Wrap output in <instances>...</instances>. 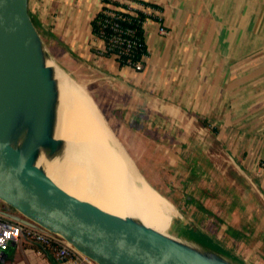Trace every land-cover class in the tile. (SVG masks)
I'll use <instances>...</instances> for the list:
<instances>
[{
	"label": "crops",
	"instance_id": "0c3cea01",
	"mask_svg": "<svg viewBox=\"0 0 264 264\" xmlns=\"http://www.w3.org/2000/svg\"><path fill=\"white\" fill-rule=\"evenodd\" d=\"M44 1L40 16L64 59L104 80L109 91L94 94L104 111L144 125L168 152L167 187L186 210L173 234L202 246L194 230L203 232L244 262L264 263V0L120 1L146 17L140 72L101 54L92 26L101 0ZM39 249L12 242L2 264H70Z\"/></svg>",
	"mask_w": 264,
	"mask_h": 264
},
{
	"label": "water",
	"instance_id": "95a60500",
	"mask_svg": "<svg viewBox=\"0 0 264 264\" xmlns=\"http://www.w3.org/2000/svg\"><path fill=\"white\" fill-rule=\"evenodd\" d=\"M44 2L0 0V199L14 212L6 215L62 236L96 264H230L173 234L172 222L163 233L82 200L50 177L47 163L66 164L68 142L57 136L59 68L48 52Z\"/></svg>",
	"mask_w": 264,
	"mask_h": 264
},
{
	"label": "bare ground",
	"instance_id": "6f19581e",
	"mask_svg": "<svg viewBox=\"0 0 264 264\" xmlns=\"http://www.w3.org/2000/svg\"><path fill=\"white\" fill-rule=\"evenodd\" d=\"M56 75L60 89L57 136L67 140L68 148L66 164L60 166L56 162L47 163L50 177L67 192L82 200L90 201L114 214L134 216L146 225L166 233L171 222L180 220L151 206L149 200H157L151 189L148 190L143 185L136 187L130 184L131 178H135L130 165L126 163L124 157L116 153L118 151L114 152L111 149L108 134L110 129L107 123V126L104 125L108 127V131L98 123L97 114L91 105L92 100L88 98L84 88L76 84L63 70L57 69ZM128 158L138 174L143 177L129 155ZM145 182L147 183L146 180ZM194 235L203 247L230 264H239L231 252L228 251V254L219 248V245L212 246L210 242H201L200 234L196 230Z\"/></svg>",
	"mask_w": 264,
	"mask_h": 264
},
{
	"label": "rangeland",
	"instance_id": "374dc122",
	"mask_svg": "<svg viewBox=\"0 0 264 264\" xmlns=\"http://www.w3.org/2000/svg\"><path fill=\"white\" fill-rule=\"evenodd\" d=\"M48 52L52 57L53 64L59 69L66 72L70 78L79 86L83 87L86 93L88 94V98L92 100L91 105L95 114H97L98 123L103 125L106 128L109 134V140L111 141L110 147L111 149L119 154L132 170L134 177L131 178L130 184L136 185V187H140L141 185L145 186L148 190L151 189L154 194L157 196V200H149L151 206L155 209L159 210L163 214L174 217L176 219L181 220L183 214L182 212L178 213V210H182L186 212L184 208V198L179 196L176 191L173 189H169L168 186V177L170 176V172H172L171 167L168 166V160L166 155L168 152L162 150H156L154 142L152 139L155 138V135H150L149 129L144 125H137L133 120H127L122 117H113L110 112L104 111L102 106L97 102L94 97L95 93H98L102 90L108 92L109 90L104 86V80L99 79V77L93 72L92 67L84 62L69 59H64V50H58L55 43L51 40L48 42ZM109 95V93H108ZM89 100V101H90ZM94 105V106H93ZM98 106V107H97ZM102 114L99 112V110ZM99 113V115H98ZM100 119V121H99ZM106 122H105V120ZM102 123V124H101ZM107 123V125H106ZM106 126H105V125ZM111 133V134H110ZM114 141V142H112ZM119 141V142H118ZM112 144V145H111ZM124 148V149H123ZM116 149V150H115ZM126 151V152H125ZM131 159L139 165V172L142 174L143 178L149 183L152 187L144 183L140 177L138 176V172L135 170L134 165L129 160L128 155ZM227 162L224 161V164ZM137 181V182H136ZM123 184V183H122ZM158 189H160L158 191ZM164 189H168L170 193L164 194L160 191H164ZM162 195H160V194ZM171 194V199L168 196ZM164 196V197H163ZM164 198V199H163ZM0 205H6L9 207L3 200L0 199ZM13 211V210H12ZM185 222L190 224L189 216L185 215ZM183 220V218H182ZM184 221V220H183ZM192 227V225L190 224ZM194 228V227H192ZM169 228L167 229V233H169ZM200 234V240L204 243H212V246H218L212 239L206 237L203 232H198ZM219 248H222L228 254L229 252L225 250L220 245ZM237 254V253H236ZM236 256V255H235ZM234 256L235 260L239 262V264H245L247 262V257H242L246 260L243 263L241 260L237 259ZM239 258V257H238ZM260 259V258H259ZM249 262V261H248ZM246 264H259L256 262L250 261ZM261 264H264L261 262Z\"/></svg>",
	"mask_w": 264,
	"mask_h": 264
},
{
	"label": "built area",
	"instance_id": "2783aa9c",
	"mask_svg": "<svg viewBox=\"0 0 264 264\" xmlns=\"http://www.w3.org/2000/svg\"><path fill=\"white\" fill-rule=\"evenodd\" d=\"M120 1L123 0H101L100 12H103L104 16L100 22L101 29L97 37L105 42V49L101 54L112 56L117 61L126 57L127 61L123 66L132 67L140 72L144 69V58L147 56L148 49L143 52L141 59H136L135 54L141 48L142 41L137 34V29L128 26L127 22L134 20L144 27L145 19H140V11L124 6L120 4ZM159 32L162 35L168 34L167 28L163 25L160 26ZM22 239L39 244V252L51 253L57 259H67L70 264H96L62 236L12 220L3 210H0V264L5 262V253L10 244Z\"/></svg>",
	"mask_w": 264,
	"mask_h": 264
},
{
	"label": "trees",
	"instance_id": "16d2710c",
	"mask_svg": "<svg viewBox=\"0 0 264 264\" xmlns=\"http://www.w3.org/2000/svg\"><path fill=\"white\" fill-rule=\"evenodd\" d=\"M105 1H108V0H105ZM103 12H98V14L95 16L93 22H92V26H93V33L96 37H98L99 35V31L101 29V20L103 19ZM140 19H146V17L144 16V14H140ZM127 25L128 26H131V27H135L137 29V34L138 36H140L141 38V41H142V45H141V48L136 52L135 56H136V59H141V56L143 55V52H146L147 50V46L145 44V41H144V30H143V26L141 25V23L139 22H135L134 20L130 21V22H127ZM119 64L121 66L124 65V63L127 61V58L126 57H122L120 58L119 60Z\"/></svg>",
	"mask_w": 264,
	"mask_h": 264
}]
</instances>
